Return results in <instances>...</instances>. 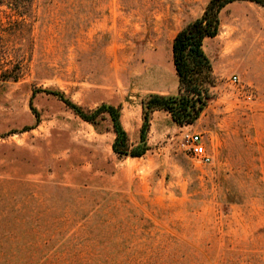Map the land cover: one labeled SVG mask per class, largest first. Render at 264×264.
<instances>
[{
    "label": "rangeland",
    "instance_id": "obj_1",
    "mask_svg": "<svg viewBox=\"0 0 264 264\" xmlns=\"http://www.w3.org/2000/svg\"><path fill=\"white\" fill-rule=\"evenodd\" d=\"M207 2L43 0L33 32H0V241L25 229L53 264H264V6L222 8L202 44L212 98L188 126L154 111L141 157L40 91L120 105L137 143L143 99L177 90L172 38ZM193 132L208 163L187 151Z\"/></svg>",
    "mask_w": 264,
    "mask_h": 264
},
{
    "label": "trees",
    "instance_id": "obj_2",
    "mask_svg": "<svg viewBox=\"0 0 264 264\" xmlns=\"http://www.w3.org/2000/svg\"><path fill=\"white\" fill-rule=\"evenodd\" d=\"M52 2V0H50ZM62 3L75 0H56ZM239 0H208L200 16L181 27L170 44L171 61L177 76L178 85L174 94L147 95L141 102V124L138 141L129 142L127 132L123 128L120 116V105L100 103L93 110H85L78 104L66 98L59 90L44 88L43 92L51 93L61 100L80 119L92 125L99 120L107 121L114 134L111 150L118 157H141L148 149L146 136L150 125V116L154 111L166 112L178 126L193 124L203 112L212 98L210 91L214 84L211 64L203 51L202 44L206 38L214 37L220 28L219 13L226 5ZM264 6V0H248ZM42 7L43 0H0V32H33V24L42 18L37 13V6ZM72 7H70L71 9ZM75 14L74 10L72 11ZM71 14V17L73 16ZM18 65V63L16 64ZM10 77V76H9ZM17 76H12L16 80ZM1 81L6 79L0 78ZM33 113L37 112L32 108ZM25 229L12 228L11 232L1 236L0 255L13 256L20 264H53L44 255L47 241L31 242L25 239ZM7 252V253H6ZM4 260V259H3Z\"/></svg>",
    "mask_w": 264,
    "mask_h": 264
},
{
    "label": "built area",
    "instance_id": "obj_3",
    "mask_svg": "<svg viewBox=\"0 0 264 264\" xmlns=\"http://www.w3.org/2000/svg\"><path fill=\"white\" fill-rule=\"evenodd\" d=\"M235 79V76L231 77L233 82ZM185 141L187 143V151L194 159L202 163H208L210 161V154L206 151L199 133L193 132L185 134Z\"/></svg>",
    "mask_w": 264,
    "mask_h": 264
}]
</instances>
